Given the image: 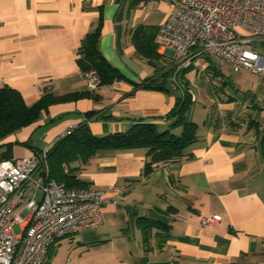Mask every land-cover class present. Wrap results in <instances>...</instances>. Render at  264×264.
Segmentation results:
<instances>
[{
    "label": "crops",
    "instance_id": "crops-1",
    "mask_svg": "<svg viewBox=\"0 0 264 264\" xmlns=\"http://www.w3.org/2000/svg\"><path fill=\"white\" fill-rule=\"evenodd\" d=\"M173 9L172 0H0V87L17 89L27 104L44 91L88 90L78 47L97 25L99 50L123 75L99 85L95 97L49 105L36 121L0 139V161L39 156L87 114L95 135L124 131L136 121L164 128L183 89L172 88L170 81L164 90L138 86L157 76V59L153 66L139 55L131 35L146 28L159 62L177 63L158 33ZM251 45L264 56V35L252 38ZM192 64L180 77L189 92ZM203 73L207 83L200 90L209 103L199 119L191 110L197 140L182 159L159 164L148 175H143L145 148L100 149L86 163H72L90 187L116 186L125 199L104 206L98 226L66 236L68 242L55 240L45 264H264V160L255 132L256 125L264 131V73L229 80L219 64ZM249 121L255 122L252 127ZM212 214L220 221L200 223ZM139 217L163 225L145 230Z\"/></svg>",
    "mask_w": 264,
    "mask_h": 264
},
{
    "label": "built area",
    "instance_id": "built-area-1",
    "mask_svg": "<svg viewBox=\"0 0 264 264\" xmlns=\"http://www.w3.org/2000/svg\"><path fill=\"white\" fill-rule=\"evenodd\" d=\"M158 33L173 48L179 68L214 56L232 65L264 73V56L251 40L264 35V0H172ZM87 88L100 84L94 69L83 71ZM172 88L182 90L176 80ZM71 128V127H70ZM68 128V129H70ZM64 132V134L68 131ZM0 161V264H45L52 243L102 223L103 208L125 199L116 186L68 187L48 178L45 152ZM21 207V211H13ZM217 214L202 216V225L219 222ZM13 221L20 232L14 233Z\"/></svg>",
    "mask_w": 264,
    "mask_h": 264
},
{
    "label": "trees",
    "instance_id": "trees-1",
    "mask_svg": "<svg viewBox=\"0 0 264 264\" xmlns=\"http://www.w3.org/2000/svg\"><path fill=\"white\" fill-rule=\"evenodd\" d=\"M99 36V25L84 35L78 47L77 63L82 72L94 69L99 75V85H101L120 79L123 75L103 57L98 47ZM131 41L136 52L146 58L149 64L154 66L155 60H160L158 52H155L150 46L151 35L148 34L146 28H135L132 31ZM212 68L214 67L212 66ZM159 76H151L139 83L138 86L158 90L168 89L166 87L167 75L162 73ZM93 91L88 89L61 95L44 91L34 103L29 105L17 89L9 85L1 86L0 139L36 121L41 112L45 111L49 105L81 97H95ZM192 104L191 92L186 87L177 97L173 108L165 115L168 124L164 128L152 121H136L124 131L103 135L91 133L88 127L90 114H87L85 120L68 129L47 148L44 158L48 178L64 183L68 187L89 186L87 181L78 177L80 166H73L72 163L78 161L84 164L100 149L145 148L147 160L143 166V175H148L159 164L182 159L186 156L185 149L197 140L198 124L190 118ZM253 123L255 122L249 121L248 126L252 127ZM176 129L180 130L177 132ZM255 132L258 140L257 148L264 160V131L256 125ZM137 221L144 225L143 229L145 230L149 226L160 227L163 225L144 217L137 218ZM48 256H50L49 252Z\"/></svg>",
    "mask_w": 264,
    "mask_h": 264
},
{
    "label": "rangeland",
    "instance_id": "rangeland-1",
    "mask_svg": "<svg viewBox=\"0 0 264 264\" xmlns=\"http://www.w3.org/2000/svg\"><path fill=\"white\" fill-rule=\"evenodd\" d=\"M157 62H158L157 63V76L164 73L167 75V78H166L167 83L170 81V84H171L174 80H176L178 82V84H180L183 87V89L186 88V85L183 82V79L181 80V78H180L182 72L186 68H181V67L179 68L178 67L179 66V60L177 63L176 62H174V63L173 62H171V63L165 62L164 63V60L161 62H159V61H157ZM217 64H219L222 67L223 75H224V78H226V79L229 78V80H235L236 78H240V77H243L246 79H252L253 77H255V76H253V74H251L250 72H247L245 70H241L238 72L233 71L232 65L230 63H228L227 61L221 59V58H217L214 56H209V57L205 56V57L200 58L198 65L194 66L192 64L190 70L187 72V75H186L188 87L191 91V95L193 98V104H192L191 110L194 111V116L197 119H199V117H202L201 113L204 111L203 105L209 103V102H207L208 98H206V96L204 97L201 93V90H200L202 83L206 82L203 70L206 69V67L208 65H217ZM194 79H196V82H198L197 85L195 84ZM211 79L213 80V82L215 84H219V81L216 80V78L212 77ZM203 87L204 86H202V89H203ZM24 157H26V156H24ZM16 211L17 210L14 209L12 215ZM12 228H13L14 233H16V234L20 232V226H19L18 222L13 221ZM65 238H66L65 242H68L71 239L70 237L69 238L65 237ZM65 244H66V249H68L69 248L68 247L69 245H67L68 243H63V245H65ZM66 249L64 248V251H61L63 256L61 255L60 259L62 257H64V252L66 251Z\"/></svg>",
    "mask_w": 264,
    "mask_h": 264
}]
</instances>
